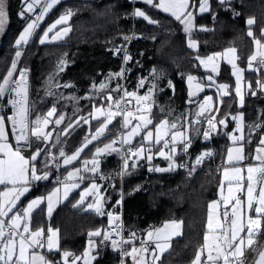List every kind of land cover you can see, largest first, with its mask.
<instances>
[{
    "label": "snow or ice",
    "instance_id": "snow-or-ice-1",
    "mask_svg": "<svg viewBox=\"0 0 264 264\" xmlns=\"http://www.w3.org/2000/svg\"><path fill=\"white\" fill-rule=\"evenodd\" d=\"M62 0H22V9L18 15L27 21L26 26L15 39L13 48L15 54L11 59V64L7 68L6 73L0 76V101L7 100V105L11 108V114L5 116L0 112V264H61L60 261L49 259L47 255L37 251V249L47 248L48 253L60 252L63 264H77L83 259L84 264H91V261L97 259L91 255L92 251L99 245L111 241L113 251H118L121 256V264H125V257H131L133 264H152L161 260L163 253L171 248L173 238L183 235V221L170 220L165 221L161 227L154 228L147 232L146 238L140 240V246L136 247L134 241L137 239V234L131 232L125 239L121 232L123 229L116 222L120 220V216L114 212H105L104 196L101 194V187L93 181L87 188L80 192V199L73 207L83 206L87 197L92 196L93 202L87 204V210H93L97 215L108 217L109 229H97L88 233V247L85 249L82 256H75L69 251H61L59 248L58 233L59 230L47 229V240L45 245V231L42 228H37L35 231L31 229L32 216L36 208H38L45 197H37L31 200L26 207L21 209L18 205L22 203L21 198L25 197L31 190L33 182L48 180L49 172L38 167L39 157L41 154L52 159H58L52 156V153L47 148L39 147L40 143H47L53 136V131H45L50 123L59 127L68 119V123L60 132L56 133V140L59 143L61 135H70L80 123L89 124L90 120H95L99 123L94 133H89L84 138L82 144L76 148V151L68 155L63 148L60 149L59 157L63 158L64 165H72L73 161H78L81 153L84 152L93 141H99L102 137H106V133L110 131L109 125L113 124L116 117L123 116L120 127L125 131L118 133L117 137L103 147H96L95 152L90 160H84L83 168H73L67 172V176L63 181L57 180V183L63 186L64 199L68 198L70 192L80 187L79 183H69L77 178L83 181L85 177L81 172H91L96 174L100 171V157L102 155H111L116 153L122 160L121 170L117 173L121 177L129 174V168H136L137 163L133 162L129 165V160L134 158V161L146 159L149 163L154 156L169 161L168 167L161 168L159 166L150 167L149 171L167 172L174 171L177 168L188 170L189 176L196 172L198 165L202 164L206 157L213 155L212 151H204L197 155L192 167L189 169L187 162L177 164L175 157L181 152L188 153L192 145V137L190 131L200 130L193 129L194 123H200V119L195 121L181 116L176 121L164 118L156 123L152 116V108L154 106L155 91H163L157 84L153 83L148 89L147 94L140 96L137 92L123 91L122 96L114 97L111 93H119L122 86L117 85L111 89L105 103L107 108L97 107L93 105V111L88 117L81 116L79 120L72 121L64 114L59 113L56 104L47 111L46 114L33 115L34 105L29 100L28 77L27 69L18 68V64L23 56L22 49L27 46L31 38L37 34V29L40 23L45 19L46 15ZM144 4L152 9H157L161 12L169 14L176 21L183 25V31L189 34L188 48L197 50L198 45L191 38V33L197 29L195 25V16L190 8L193 7L190 0H142ZM221 6L230 3V0H218ZM37 5L41 6L39 14L35 13ZM209 0H200L199 12H210ZM28 14V15H26ZM239 15V13H234ZM75 15L73 9H65L63 13L50 24L39 38L41 45L63 39L72 30L71 27H60L55 31V34L49 36L58 26L68 25L69 20ZM136 17H142L148 24L159 26V21L151 18L144 10L136 8L134 13ZM34 17V18H33ZM215 20V15H213ZM9 20L6 0H0V33L5 31V25ZM254 18L247 19L246 23L249 26L247 32L248 37L252 38L256 50L248 57V70L259 72L264 69V28L260 30V38H257L252 31L251 26L255 24ZM199 30L208 31L204 26H199ZM132 37L125 36V40ZM155 39V38H153ZM120 52L121 49H116ZM199 61L194 67L203 66L205 69L211 70L212 73H218L219 61L225 60L232 67V75L236 77V96L239 97L241 106L244 103V95L241 91V81L243 79V70L238 67L236 61L239 59L237 49L230 47L224 50L223 53L216 52L207 57L195 56ZM131 60L130 55H125L124 63L127 64ZM66 61L61 58L57 65L58 71H63L62 65ZM121 73L113 74L117 78L123 75ZM19 73L18 77L15 73ZM154 79H159L160 74L155 69L152 70ZM207 80L210 82L209 87L216 84L214 76L208 75ZM55 81V74L48 78V83L51 85ZM189 103H192V98L196 96L197 91H204L203 82H197V77L189 74L187 76ZM257 87L264 89V80L256 81ZM65 88L71 87L69 84L62 85ZM145 86V79L141 78L138 83V88ZM59 88L61 85L55 84ZM95 87V85L93 86ZM100 89L107 86L104 83L100 84ZM168 87L174 91V85L171 80L168 81ZM249 93L256 96L257 93L252 90V84L249 83ZM229 85L219 84L217 86L218 93H221L220 99L228 95L227 89ZM49 96L54 95L48 91ZM62 99H77L75 97H61ZM136 102L135 111L130 110L127 105L131 104V100ZM152 101V103H148ZM212 97L205 96L204 102L199 104V111L195 113L198 118L205 117V113L211 111L219 112V108L211 106ZM2 107V106H0ZM115 109V110H113ZM165 109L161 107V113ZM191 113H189V116ZM57 116L53 121L51 118ZM104 117L101 121L100 118ZM208 128L203 130V136L207 140L210 138L211 130L217 128V117L207 116ZM232 119L236 123L234 132H239L240 135L234 133H226L232 141L233 146L227 149V158L223 168V179L221 180L220 199L213 200L208 203L206 231L203 236V244L197 249L192 264H264V244L258 243V238L264 234V135H260L259 144L256 148V156L254 159L259 162L257 165L247 166L246 184L244 170L241 167L234 166V162H242L246 159L245 149L242 141L246 140L245 124L243 114L233 116ZM261 119L264 120V114ZM133 120L137 123L133 125ZM184 120L188 127L185 128L183 123L178 121ZM220 125L227 128V122L223 119L218 120ZM154 126V132L149 127ZM10 127V132H9ZM247 143H251L252 129H260L264 131V123L254 122L247 125ZM170 136V140L166 137ZM11 137V139H10ZM138 143H134L137 141ZM33 141L36 146L29 156L25 153L33 149ZM120 144L121 147L115 145ZM182 145V147H178ZM239 145V146H237ZM125 146H127L125 148ZM158 149V151H156ZM90 165V167H89ZM47 167V160H45ZM60 165L57 164V169ZM101 179L106 177L101 176ZM228 183V193L224 195V183ZM138 190L137 189H134ZM246 191V196L244 195ZM60 188H55L46 197L47 199V214L51 217L54 210L53 197L58 198ZM121 200H117L119 205ZM221 203L223 211H221ZM230 208V211H229ZM11 214V215H10ZM22 229V230H21ZM119 237L114 239L113 237ZM93 237H102V240L95 242ZM154 244V247L150 245ZM132 245L131 250L127 251L126 246ZM247 253H252L253 256L249 261ZM71 257V261L69 258Z\"/></svg>",
    "mask_w": 264,
    "mask_h": 264
},
{
    "label": "trees",
    "instance_id": "trees-1",
    "mask_svg": "<svg viewBox=\"0 0 264 264\" xmlns=\"http://www.w3.org/2000/svg\"><path fill=\"white\" fill-rule=\"evenodd\" d=\"M190 2L193 5L190 9L195 11L200 0H190ZM6 3L9 20L0 40V76L6 73L10 66L11 59L15 54L14 41L27 22L18 15L22 9V0H6ZM209 4L210 12L195 13L194 15V23L198 26L192 32V37L198 41L196 55L204 57L228 47H235L239 57L238 65L244 69L245 80L252 84V90L257 95H250L248 87L243 106L238 108L234 94V79L228 66L222 64L218 82L229 85V94L222 98L223 103H220L218 107L220 111L215 114L217 128L205 141L203 130L206 124H193L192 128L200 131L199 133L191 132L192 145L187 154L182 153L175 158L178 164L187 162L188 165H191L202 150L213 147V155H215L216 147L223 148L224 144L227 146L226 133H229L234 125L230 115L238 111L243 113L246 126L255 121L264 123V120L261 119L262 114H264V92L256 85L258 79L264 80V70L254 72L247 69L248 57L254 53L256 48L252 38L247 35L249 26L246 23L249 18L255 19L256 22L251 26V29L256 37L260 38V30L264 28V0H231L229 4L224 6H221L218 0H209ZM134 6L135 8H142L138 2H135ZM68 8L75 12V15L68 22V27H71L72 30L59 42L41 45L39 38L46 26L55 21ZM131 9V0H63L46 15L36 30L37 34L31 38L30 43L25 48L22 57V64L30 71L29 99L35 109L32 119L35 118L36 114H45L53 104H56L59 113L64 114L72 121L81 116L88 117L93 105L106 104L104 93L94 99H88L84 96L90 92L93 85L102 82L106 75L114 77L113 74L120 71V60L112 54L111 50L122 42L117 38L118 34L127 36L129 33V26L125 17ZM142 9L151 18L159 20L160 23L159 26L151 25L138 18V32L141 31L139 32L141 37L140 40L131 45L129 54L131 60L128 64V73L125 76L127 91H132L140 77L148 70L155 69L160 74V78L155 79V82L159 88L163 89V91H155L154 95L155 103L152 108V116L156 123L164 118L176 121L181 116H188L187 118L193 120L195 103L188 102V88L184 77L194 74L204 83L202 78L205 77V74L199 67L193 66L198 64L191 57V52L186 47V34L181 29L180 22L149 6ZM234 13H239V15ZM213 15H215V20ZM199 26L206 27L208 31L199 30ZM124 32L125 34H123ZM61 58L66 61V66L63 71L58 72L57 65ZM52 74H55L57 83L71 85L70 88L64 90V97L77 99H57L55 96L42 98V89L45 88L48 78ZM253 76L256 80L251 82L250 77ZM118 79L120 83V78L113 79L109 85L110 90L117 87ZM169 80L174 85V91L168 87ZM207 91L201 93L199 98L205 95ZM112 95L118 97L116 92H112ZM132 104H136V102ZM161 107L165 109L163 113H161ZM8 111L6 114L9 113ZM189 113H191L190 116ZM53 118H57V116ZM220 119L227 122V128L218 123ZM100 120L103 121V119ZM182 121L178 122L182 123ZM67 123L68 119L62 124V128ZM98 125L99 123L95 120L90 121L89 124L81 122L79 127L71 131L70 135H63L60 140L65 152L67 154L75 152L76 148L84 141L85 136L95 131ZM118 127L119 120L116 117L113 124L109 125L110 131L106 137L89 145L81 153L76 163L90 157L99 143L111 140ZM149 127L154 128L153 125ZM260 135H264V131L258 129L254 133L252 142H259ZM134 143H138V141ZM203 143L208 145L204 146ZM31 151L32 149L28 153ZM212 157L203 162L202 169H197L191 177L189 173L181 171L145 175L150 172L148 170L150 167L166 165L167 162L162 161L161 158H153L151 163L146 159L134 161L133 158L129 161L130 166L133 162L137 163L138 166L129 168V176L123 182L125 236L128 238L131 232H135L137 234L136 240H138L147 231L162 226L165 221L182 220L184 222L183 235L172 240L171 248L162 255L160 264H190L197 249L204 242L207 205L216 197V189L219 185L217 160H212ZM116 165L117 158L112 153L101 163L100 171L110 172ZM137 188L138 190L134 191ZM118 189L119 183L117 182L113 188L106 192L109 201L108 209L114 202ZM29 196L31 193L26 198ZM107 224L108 217L106 214L100 216L82 213L70 209L69 204H65L57 208L51 217L45 215L44 209H38L32 216L31 227L44 230L48 227L58 229L59 248L61 251H69L76 256L84 251L89 240L88 233L102 229ZM263 237L264 234H261L258 242ZM92 239H95L96 242L100 241V237H93ZM134 243L138 242L134 241ZM98 252L99 256L93 264L118 263L117 253L112 250L108 243L99 245ZM48 255L57 260L61 254L55 252ZM252 256L253 254L248 256L249 261H251Z\"/></svg>",
    "mask_w": 264,
    "mask_h": 264
},
{
    "label": "rangeland",
    "instance_id": "rangeland-1",
    "mask_svg": "<svg viewBox=\"0 0 264 264\" xmlns=\"http://www.w3.org/2000/svg\"><path fill=\"white\" fill-rule=\"evenodd\" d=\"M63 1V0H62ZM43 2V1H42ZM134 2H138V0H134ZM39 6L40 5H37L36 6V8H35V13L37 14H39V12H40V10H39V12H38V8H39ZM191 11H193L192 9H190ZM159 11V10H158ZM26 15H28V14H26ZM34 18V17H33ZM139 18V17H138ZM54 22V21H53ZM52 22V23H53ZM27 23V22H26ZM26 23H25V26H26ZM52 23H50V24H52ZM49 24V25H50ZM49 25H47L46 26V28L49 26ZM24 26V27H25ZM65 26H68V25H62V26H58V28L56 29V30H54L52 33H50L49 34V36L51 37L52 35H54L55 34V31H57V30H59V28L60 27H65ZM6 27H7V23H6V25H5V29H6ZM45 28V29H46ZM181 29H182V27H181ZM183 30V29H182ZM3 34H4V32L3 33H0V40H1V38H2V36H3ZM42 35H43V33H42ZM66 37V36H65ZM64 37V38H65ZM63 38V39H64ZM63 39H61V40H63ZM61 40H57V41H54V42H50V43H55V42H59V41H61ZM27 46H25L24 48H23V53H24V51H25V48H26ZM256 50V49H255ZM23 57V56H22ZM65 66H66V64L65 65H62L61 67H63V69L65 68ZM18 68H20V69H27L23 64H22V58H21V60H20V62H19V64H18ZM247 69H248V66H247ZM152 70L153 69H151V70H148L145 74H144V76H141L140 77V79L141 78H144L145 79V86L144 87H142V88H138L137 86H138V83H139V80H138V82H137V84H136V86H135V88L132 90V91H129L128 90V92H137V94L138 95H140V96H143V95H145V94H143L145 91H146V94H147V92H148V89L152 86V84L153 83H155L156 84V82H155V79H154V77H153V75H152ZM261 70H264V69H261ZM29 69H27V77H28V88H29V94H30V81H29ZM58 72H61V71H58ZM120 73H121V71H120ZM15 76H17L18 77V75H19V73L17 72V73H15L14 74ZM191 75H193V76H196V75H194V74H191ZM188 76V75H187ZM197 77V82H200L201 80L200 79H198L199 77L198 76H196ZM117 79V77L116 76H114V77H112V76H110V75H106L104 78H103V80H102V82H99V83H97V84H95V87H93L92 86V88H91V90H90V92L87 94V95H85L84 97L85 98H88V99H94L96 96H98V95H102L103 93H104V97H106L107 98V95L109 94V90H110V84L113 82V79ZM120 79H122L121 78V76L119 77ZM202 79H204L205 80V78L203 77ZM254 80H256V78H255V76H253V77H250V81L251 82H253ZM118 84L117 85H120V83H119V79H118ZM101 83H104L107 87L106 88H104V89H100V84ZM246 83H247V85H249V81H246ZM55 84H59V83H57L56 81H54V83L53 84H49V83H47L46 84V86H45V88H43L42 90H43V92H42V94H41V97L42 98H45V97H48L49 95L47 94V92L48 91H51V92H53L54 93V95H51V96H55L57 99H62L61 97H64V95H63V93H64V90H66V88L65 87H63L62 86V84H59V85H61V87H59V88H57V87H55ZM70 88V87H69ZM194 89V88H193ZM126 90H127V86H126ZM140 92H142V93H140ZM215 92H216V96H218V91L217 90H215ZM112 94V93H111ZM118 95L117 96H121V91L119 92V93H117ZM35 96V95H34ZM34 96H33V98H34ZM207 96H209V95H207ZM203 97H205V96H202V97H198L199 99H197V102L195 101V105H194V109H193V121H195L196 119H200L201 120V122L200 123H194L195 125H199V124H201V123H204V124H207V119H206V117L207 116H209V115H211V116H215L214 115V111H211V112H209V113H205V117H201V118H198V117H196L195 116V113L197 112V111H199V104L200 103H203L204 102V98ZM41 98V99H42ZM30 100V99H29ZM134 99H132L131 100V102L132 103H134V101H133ZM148 103H152V101H148ZM210 104H211V106L213 107V100L210 102ZM0 106H2V109L0 110L5 116H7V115H10L11 114V108H10V106H8L7 105V100L5 99L4 101H0ZM61 106L63 107V105H62V103H61ZM97 107H103V108H107V104H102V103H99L98 105H96ZM7 110H9L8 112L9 113H7L6 114V111ZM115 110V109H114ZM92 111H93V109H92ZM91 111V112H92ZM90 112V113H91ZM47 113V112H46ZM45 113V114H46ZM188 117V116H187ZM31 119H32V116L30 117ZM80 118V117H79ZM79 118H77L76 120H79ZM53 121L55 120V118L53 119V118H51ZM195 119V120H194ZM75 120V121H76ZM185 121L183 120L182 121V123H184ZM255 122H258V123H261L260 121H255ZM137 123V121H134L133 122V125H135ZM252 123H254V122H252ZM252 123H250V124H252ZM193 126V125H192ZM62 129V125H60L59 127H57L55 124H54V122L53 123H50V127L48 126V128L47 129H45V131H53V136L49 139V141L45 144V143H40L39 144V147H42V148H47V149H49L50 151H51V153H52V156H55V157H57L58 159H52L51 157H48V156H46V154H41V156L39 157V163H38V167L41 169V171H44L45 169H48V171L49 172H54L55 170H58L57 169V164H59L60 165V167H62V166H65L64 164H63V158H60L59 157V152H60V149L61 148H63L64 149V146H63V144H62V142H61V140L59 139V143H57V140H56V133L57 132H60V130ZM258 129H252V135H251V137H250V139H251V141L254 139V133L257 131ZM153 132H154V130H153ZM191 132L192 131H190V133L189 134H191ZM247 132H248V129L246 128V131H245V136H246V140L244 141V142H242L243 143V145H244V149H245V156H246V159L244 160V161H242V162H234V166H237V167H241L243 170H244V172H243V174L245 175V181H244V183L246 184V175H247V172H246V169H247V166H249V165H257L258 166V164H259V162L258 161H256L255 159H254V157L256 156V148H257V146H258V144H259V142H251V143H247V139H248V137H247ZM63 135H61L60 136V138L62 137ZM113 139H115V134H114V136L112 137V139L111 140H113ZM166 139H169L170 140V136L169 137H166ZM111 140H107L106 141V143H109ZM208 140V139H207ZM206 139H205V141H207ZM56 144H58V146H56ZM35 146H36V142L35 141H33V149L35 148ZM237 146H239V145H237ZM180 147H182V145H180ZM228 147H231L230 145L229 146H226L225 145V148L223 149V148H219V147H216L215 148V150L216 151H218V153L216 152V154L212 157V160H214V159H216L217 160V163H216V165H217V168H218V171H219V185H218V188L216 189V197L213 199V200H219L220 199V187H221V180L223 179V168L225 167V166H227V165H225L224 164V161L226 160V158H227V149L226 148H228ZM33 149H32V151H33ZM223 149V151H225V149H226V153L224 154V152H223V155H225V156H223V155H219V152L220 153H222V151L221 150ZM30 151V150H29ZM204 151H212L213 152V154H214V150H213V148H211V149H204V150H202L200 153H202V152H204ZM74 153V152H73ZM199 153V154H200ZM31 153H28V152H26L25 153V155L26 156H29ZM198 154V155H199ZM218 154V155H217ZM68 155H71V154H68ZM197 157V156H196ZM154 158H160V157H157V156H154ZM210 157H206L205 159H204V161L203 162H205V161H208V159H209ZM223 158V159H222ZM85 159V158H84ZM162 159V158H161ZM45 160H47V167H45ZM83 160V159H82ZM81 160V161H82ZM162 160H164V159H162ZM195 161V159L193 160V162ZM75 162V163H74ZM167 162V161H166ZM169 162V161H168ZM192 162V163H193ZM203 162H202V164H200V165H198L197 167H199V166H203ZM73 163L74 164H76V161H73ZM77 163H79V162H77ZM177 163V162H176ZM192 163H191V166H192ZM219 163H220V165H219ZM178 164V163H177ZM59 167V168H60ZM160 167V166H159ZM166 167H168V164L166 163V165L165 166H163V167H161V168H166ZM202 169V168H201ZM197 170V169H196ZM59 173H61V171L59 172ZM102 173H104V172H102ZM107 173V172H106ZM60 177H63V176H60ZM126 179V178H125ZM124 179V180H125ZM124 180H123V182H124ZM118 183H119V188H120V182L119 181H117ZM117 182H115V184L112 186V188L116 185V183ZM38 183H40V182H38ZM101 185V184H100ZM102 186V185H101ZM122 186H123V183H122ZM119 190V189H118ZM224 195H227V193H228V183L227 182H225L224 183ZM108 190H106V189H104L103 188V192L106 194V192H107ZM244 195L246 196V191H245V193H244ZM212 200V201H213ZM111 207H112V205H111ZM110 207V208H111ZM110 208L108 209V210H110ZM221 211H223V204L221 203ZM229 211H230V208H229ZM207 213H208V210H207ZM108 225V224H107ZM107 225H105V226H107ZM104 226V227H105ZM103 227V228H104ZM102 228V229H103ZM156 228V227H155ZM154 229V228H153ZM153 229H151V230H153ZM55 230V229H54ZM146 235H147V233L145 234V237H143V238H146ZM180 237V236H179ZM142 238V239H143ZM176 238H178V237H175V238H173V239H176ZM125 239H127V237L125 236ZM140 238L138 239V240H135V241H137L138 243H134L135 244V246L136 247H139L140 246ZM258 243H260V244H264V237L262 238V240L261 241H259ZM88 247V246H87ZM131 247H132V245H127L126 246V250L127 251H130L131 250ZM150 247H152V245H150ZM154 247V246H153ZM252 253H247V255L248 256H250ZM125 264H133V261H132V259H131V257H128V259H127V257H125ZM129 260V261H128ZM118 264V263H117ZM149 264H152V262H151V260H149ZM156 264H157V262H156ZM158 264H160V261H158ZM190 264H192V262L190 263Z\"/></svg>",
    "mask_w": 264,
    "mask_h": 264
},
{
    "label": "crops",
    "instance_id": "crops-1",
    "mask_svg": "<svg viewBox=\"0 0 264 264\" xmlns=\"http://www.w3.org/2000/svg\"><path fill=\"white\" fill-rule=\"evenodd\" d=\"M231 1V0H230ZM138 3L139 4H141V6H142V8H144V7H146L147 5L146 4H144L143 2H142V0H138ZM200 4V3H199ZM139 8V7H138ZM141 7H140V9L141 10H143ZM164 13V12H163ZM193 13H194V15H195V13L196 14H202V13H200L199 12V6L196 8V10L195 11H193ZM206 13V12H205ZM167 14V13H166ZM169 15V14H168ZM140 19H143L142 17H139ZM144 20V19H143ZM181 27H182V29H183V25H181ZM184 32V31H183ZM185 33V32H184ZM186 34V47H187V49L191 52V57L193 58V59H195V56H196V52H197V50H193V49H190V48H188V46H187V44H188V39H189V34L188 33H185ZM191 38L193 39V40H195L196 41V43H197V45H198V41L196 40V39H194L193 37H192V33H191ZM228 48H230V47H228ZM225 49H227V48H225ZM224 49V50H225ZM224 50H222V51H220L221 53H223L224 52ZM216 53V52H215ZM213 54V53H212ZM212 54H210V55H212ZM204 57H207V56H204ZM196 60V59H195ZM238 60V59H237ZM196 62H197V64H199V61L198 60H196ZM219 63V71H218V73H212L211 72V70H210V68L209 69H205L203 66H199V68H200V70L205 74V80H204V83H203V86H204V91L205 90H208L209 92L208 93H206L205 95L207 96V94L210 96V97H212V100H213V107L214 108H218L219 107V104L221 103V99H220V96H221V93H218V96H216V92H215V90H217V86L219 85V84H226V83H220V82H218V76H219V73H220V68H221V65L222 64H225L226 66H228V68L230 69V73H231V76L233 77V79H234V83H235V86H234V94H235V96H236V91H235V89H236V77L234 76V75H232V67H231V65L230 64H228L227 63V61H225V60H221V61H219L218 62ZM236 63H237V65H238V61H236ZM238 67L239 68H241L239 65H238ZM242 70H243V79H242V81H241V91H242V94L245 96V93H246V91L248 90V85H247V83H246V80H245V71H244V69L243 68H241ZM208 75H213L214 76V79H215V82H216V84L215 85H213V86H211V87H209L208 85H209V81L207 80V76ZM144 76V75H143ZM184 81H185V83H186V86H187V88H188V82H187V76L186 77H184ZM206 81V82H205ZM208 83V84H207ZM193 91H196L197 92V94H196V96H194L193 98H192V103L191 104H194L195 103V101L197 102V99H199L198 97H199V95L201 94V93H203L204 91H202V92H199V91H197L195 88L194 89H192ZM188 91H189V88H188ZM218 91V90H217ZM227 91H228V89H227ZM262 91L264 92V89H262ZM140 93H142V92H140ZM143 94H146V91L143 93ZM205 95H203V96H205ZM225 96H227V95H225ZM225 96H223V97H225ZM222 97V98H223ZM134 101V100H133ZM135 102V101H134ZM236 102H237V107L238 108H241L242 106H241V104H240V100H239V97H237L236 96ZM114 110V109H113ZM216 114V111H214V115ZM239 114H243L241 111H238L237 113H235V114H233V115H230L231 116V120L233 121V128L231 129V131L229 132V133H234L235 135H240V133L239 132H234V129H235V127H236V123H235V121L232 119V117L233 116H236V115H239ZM54 119V118H53ZM100 119H103L104 120V117H101ZM90 121H94V120H90ZM134 121H136V120H133V122ZM179 123V122H178ZM184 124V127L185 128H187L188 127V125H187V123L186 122H184L183 123ZM49 127H50V124H49ZM97 127H99V125L97 126ZM246 125H245V131H246ZM9 132H10V127H9ZM152 130H154V128L152 129ZM95 131H93L92 133H94ZM108 133V132H107ZM107 133H106V135H107ZM102 138H104V137H102ZM101 138V139H102ZM10 139H11V137H10ZM100 139V140H101ZM137 141H138V139H137ZM94 142H97V141H93V143ZM134 142H136V141H134ZM227 142L229 143V144H227L228 146L230 145V146H233V143H232V141L229 139V137H228V135H227ZM242 142H244V141H242ZM241 142V143H242ZM104 144H106V142H101V143H99L96 147H103L104 146ZM96 147H95V149H96ZM178 147H180V145L178 146ZM95 149H94V151H93V153L95 152ZM158 151V150H157ZM93 153H92V155L90 156V157H88V158H85V159H83L82 161H80L79 163H76V164H72V165H65V166H62V167H60L58 170H55L54 172H49L48 171V169H45L44 171H47V172H49V179L48 180H42V181H37V182H40L41 183V185H36V184H32V186H31V190H30V192L29 193H31V196H29L28 198H26L27 196H28V194H26V196L25 197H22L21 198V200H22V203H19V207L21 208V209H23L24 207H26L27 206V204L31 201V200H33V199H35V198H37V197H45V200L43 201V203L38 207V208H36L35 210H34V212H36L38 209H44V211H45V215L46 216H48V214H47V207H48V205H47V199H46V197L48 196V194L49 193H51L55 188H60V192L58 193V198L57 197H53V205H54V210H53V212L57 209V208H59V207H61V206H64L65 204H69V206H70V209H72V210H76V211H78V212H82V213H92V214H94V215H97L93 210H85L86 208H87V204L88 203H92L93 202V197L92 196H89V197H87L86 198V200H85V203H84V205L83 206H78V207H73V205L74 204H76V202L80 199V192L81 191H83L85 188H87L93 181H95L98 185H100V183L98 182V181H96V176L98 175V173H96V174H93V173H91V172H81V175H83L84 177H85V179L83 180V181H80L78 178L76 179V180H74V181H69V183H73V182H75V183H79L80 184V187L79 188H77V189H74L72 192H70L69 193V195H68V198L67 199H64V196H63V192H64V190H63V186L61 185V184H59V183H53V180L55 179V178H58V177H60V176H67V172L68 171H71L74 167L75 168H83V161L84 160H90L91 158H92V156H93ZM108 156L109 155H102L101 157H100V165H101V163L102 162H104L107 158H108ZM157 157H159L158 155H156ZM161 158V157H160ZM176 158V157H175ZM163 159V158H162ZM162 161H167V160H162ZM167 164H169V162L167 161ZM89 167H90V165H89ZM44 171H41V173L42 172H44ZM61 171V173H59ZM100 187H101V194L104 196V200H105V202H104V210H105V212H107V210H108V198H107V196H106V194L103 192V187L100 185ZM34 212H33V214H34ZM52 212V213H53ZM11 215V214H10ZM49 217V216H48ZM31 226V225H30ZM159 227H161V226H159ZM49 228V227H48ZM47 228V229H48ZM52 228V227H51ZM31 229L33 230V231H35L36 229H33L32 227H31ZM47 229H45L44 231L46 232L45 233V237H44V239H45V245H46V240H47ZM52 229H54V228H52ZM22 230V229H21ZM56 230V229H55ZM150 231V230H149ZM148 232V231H147ZM146 232V233H147ZM145 233V234H146ZM145 234H144V236L143 237H145ZM59 235V234H58ZM142 237V238H143ZM97 238V237H96ZM141 238V239H142ZM95 242H96V240L95 239H93ZM100 240H102V238L100 237ZM58 241H59V236H58ZM105 243H107V242H105ZM110 246H111V244L110 243H108ZM87 246H88V242H87V244H86V247H85V249L87 248ZM153 246H155L154 244H152V247ZM111 248H112V246H111ZM85 249H84V251H85ZM98 249H99V246L96 248V249H94L93 251H92V253H91V255H93V256H96V257H98L99 256V252H98ZM37 251H39V252H42V253H44L45 255H47L48 256V258L49 259H52V257L51 256H49L48 254V252H47V248H46V246H45V249H37ZM84 251L81 253V254H79V255H76V256H82L83 255V253H84ZM53 253H55V252H53ZM166 253V252H165ZM164 254V253H163ZM127 259H128V257H127ZM69 260L71 261V257L69 258ZM57 261H60L61 262V264H63V262H62V260H61V255L57 258ZM129 261V260H128ZM93 262H94V260L93 261H91V264H93ZM77 264H84V261H83V259H81L80 261H78L77 262ZM157 264H158V262H157Z\"/></svg>",
    "mask_w": 264,
    "mask_h": 264
},
{
    "label": "built area",
    "instance_id": "built-area-1",
    "mask_svg": "<svg viewBox=\"0 0 264 264\" xmlns=\"http://www.w3.org/2000/svg\"><path fill=\"white\" fill-rule=\"evenodd\" d=\"M43 1V0H42ZM131 5H132V9L130 11V13L125 17L126 18V21L128 23V26H129V33H128V37H132L131 39L129 40H125L124 37L122 34H118L117 38L119 40H122V42L116 46L115 48H113L111 50L112 54L114 56H117L120 60V71H122V69H124L125 71H123V75L121 76L122 79H120V86H122L121 88V96L123 95V91L126 89V74L128 73V64H129V61L127 64L124 63V57L125 55H129L130 54V49H131V45L132 43L140 40V33L138 32V27H139V22H138V17L134 16L133 13L135 11V2L134 0H131ZM39 10H41V6H39L38 8V12ZM38 14V13H37ZM121 49L120 52H117L116 49ZM120 71L118 73H120ZM127 107L132 110V111H135V108H136V104H129L127 105ZM2 109V107H0V110ZM1 112V111H0ZM118 120H119V127L118 129L116 130L115 132V138L117 137L118 133L120 132H123L125 131L124 129H122L120 127V124L122 123V120H123V116H119L117 117ZM208 128V125L206 124L204 129H207ZM213 133V130H211L210 132V136L211 134ZM116 147H121L120 144H117L115 145ZM127 146H125L126 148ZM116 155V158H117V165L115 166V168L110 171V172H107V173H102L101 171H99L98 175L96 176V181H98L102 187L106 190H109L110 188H112V186L115 184V182L119 181L120 182V188L118 190V193L115 197V200L114 202L112 203V207L110 208V210H108L107 212L111 211V212H114L116 215H119L120 216V220L117 221L116 223L118 225H120V227L123 229V231L121 232V235L125 238V227H124V217H123V214H124V191H123V186H122V183H123V180L125 178H127L129 176L126 175V176H123L121 177L120 175H118L117 173L121 170V167H122V160L120 158L119 155H117L116 153H114ZM182 152L179 154L181 155ZM130 161V160H129ZM192 166L189 165V169L191 168ZM202 168V165L197 167L196 169H201ZM177 171H181V172H184V173H189L188 170L184 169V168H177L176 170L174 171H167V172H177ZM156 173H161V172H156V171H150L148 173H146L145 175H153V174H156ZM101 176H104L106 177V179H101ZM66 176H63V177H58V178H55L53 180V183H57V180H61L63 181L65 179ZM34 184L36 185H41V183H38L37 181L36 182H33ZM117 200H121V203L119 205L116 204V201ZM103 229H109V224L107 226H105ZM102 238V237H101ZM114 239H119V237H116L114 236L113 237ZM107 243H110L111 244V241H108ZM117 253V258H118V264H121V256L119 254L118 251H116ZM124 260H126L124 258Z\"/></svg>",
    "mask_w": 264,
    "mask_h": 264
},
{
    "label": "bare ground",
    "instance_id": "bare-ground-1",
    "mask_svg": "<svg viewBox=\"0 0 264 264\" xmlns=\"http://www.w3.org/2000/svg\"><path fill=\"white\" fill-rule=\"evenodd\" d=\"M129 2H130V1H129ZM111 19H112V18H111ZM158 21H159V20H158ZM123 22H124V21H123ZM159 23H160V22H159ZM122 32H123V31H122ZM139 32H141V31H139ZM120 33H121V32H120ZM123 34H125V32H124ZM125 36H126V35H125ZM207 84H208V83H207ZM207 92H209V91H207ZM207 92H206V93H207ZM207 95H208V94H207ZM205 96H206V95H205ZM203 98H204V97H203ZM191 120H192V119H191ZM194 120H195V119H194ZM201 129H202V128H201ZM203 144H204V146H207V145H208V144H206V143H203ZM205 144H206V145H205ZM228 144H229V143H228ZM211 146H212V145H211ZM227 146H228V145H227ZM219 147H220V146H219ZM222 147H223V145H222ZM210 148H211V147H210ZM210 148H209V149H210ZM212 148H213V147H212ZM224 148H225V144H224ZM224 148H223V149H224ZM203 149H204V148H203ZM223 149H222V150L220 149V150L222 151V154H223V152H224V154H225V153H226V149H228V148H226L225 151H223ZM216 150H217V149H216ZM216 152L218 153V151H215V154H216ZM219 153H220V152H219ZM222 154H221V155H222ZM217 155H218V154H217ZM219 155H220V154H219ZM213 156H214V155H213ZM223 156H225V155H223ZM225 157H226V156H225ZM213 158H214V157H213ZM222 159H223V158H222ZM219 165H220V163H219ZM198 185H199V184H198Z\"/></svg>",
    "mask_w": 264,
    "mask_h": 264
},
{
    "label": "water",
    "instance_id": "water-1",
    "mask_svg": "<svg viewBox=\"0 0 264 264\" xmlns=\"http://www.w3.org/2000/svg\"><path fill=\"white\" fill-rule=\"evenodd\" d=\"M28 91H29V88H28Z\"/></svg>",
    "mask_w": 264,
    "mask_h": 264
}]
</instances>
